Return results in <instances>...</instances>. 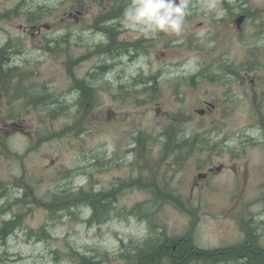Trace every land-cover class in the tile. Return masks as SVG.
Returning <instances> with one entry per match:
<instances>
[{
    "label": "rangeland",
    "instance_id": "374dc122",
    "mask_svg": "<svg viewBox=\"0 0 264 264\" xmlns=\"http://www.w3.org/2000/svg\"><path fill=\"white\" fill-rule=\"evenodd\" d=\"M132 3L0 0V228L17 222L0 264H134L148 240L168 246L154 264L264 250V0H189L181 31L155 35L128 27ZM220 164L236 174L197 178ZM234 175L241 214L227 211ZM187 240L201 253L180 260Z\"/></svg>",
    "mask_w": 264,
    "mask_h": 264
},
{
    "label": "clouds",
    "instance_id": "9594fccd",
    "mask_svg": "<svg viewBox=\"0 0 264 264\" xmlns=\"http://www.w3.org/2000/svg\"><path fill=\"white\" fill-rule=\"evenodd\" d=\"M189 0H133L125 9L128 27L145 35L179 33L188 11Z\"/></svg>",
    "mask_w": 264,
    "mask_h": 264
},
{
    "label": "trees",
    "instance_id": "16d2710c",
    "mask_svg": "<svg viewBox=\"0 0 264 264\" xmlns=\"http://www.w3.org/2000/svg\"><path fill=\"white\" fill-rule=\"evenodd\" d=\"M9 54L7 53V50L5 49H0V80H3L4 78L7 77V75L3 74V66L5 65V63L9 62ZM4 61V62H3ZM89 203L92 207V216L91 219H99V216L97 215V210H96V201L92 198H90ZM90 221V220H89ZM17 226V222L15 220H10V221H6L3 223V226L0 228V232L2 237L3 236H7L10 233L13 232V229ZM44 230H41V233L44 234ZM150 241V240H148ZM147 241V242H148ZM145 242V246L148 245V243ZM140 247L137 250V255L134 257V264H154L155 262H157V260H159L161 258V253L164 252L166 250V245H162V246H158L157 244L152 243V245L147 246V247ZM257 246L256 245H251L246 243L244 248H243V252L245 255H247L248 257H251L250 260H248L249 264H264V250L261 251V255H258V253H256V249ZM162 250V251H161ZM229 252H227L226 254H222L220 252H218V256L217 259H222V260H227L230 259L232 257H237L239 255H237L238 252H240V250L237 251H232L231 249H228ZM227 250V251H228ZM206 255H208V252L204 251ZM178 253L180 255V260L182 259H188L190 256H197L199 255L201 252L200 250H197V248L194 246V244L190 241L187 240L185 242L181 243V246L178 248ZM177 257H179L177 255ZM82 264H101L98 261H92L90 258L87 257H82ZM175 264H177L178 262L175 260Z\"/></svg>",
    "mask_w": 264,
    "mask_h": 264
},
{
    "label": "flooded vegetation",
    "instance_id": "af4514ba",
    "mask_svg": "<svg viewBox=\"0 0 264 264\" xmlns=\"http://www.w3.org/2000/svg\"><path fill=\"white\" fill-rule=\"evenodd\" d=\"M77 12H79V14H81L82 12L81 11H77ZM245 15V14H244ZM246 16V15H245ZM68 17H69V19L70 18H73L75 21H77L78 20V16H76V15H74V13L73 12H70L69 14H68ZM246 18V17H245ZM69 19H61L60 20V23H65V22H68V20ZM105 21V20H104ZM235 22V21H234ZM242 25V24H241ZM102 26H104V24L102 25ZM105 26H106V24H105ZM50 28L51 27V25H49V24H45V25H43V26H38L36 29H37V32L39 33V32H41V30H42V28ZM238 27V26H237ZM100 28H102V27H100ZM100 28H98V33H101V31L103 30H101ZM238 28H240V27H238ZM101 30V31H100ZM111 51H112V49H110ZM227 74H230V75H232L231 76V78H235V82L234 83H236V81H239L240 83H244V80H245V78H243V77H241V76H238V73L237 72H235V69H230V72H226ZM202 73H200V74H194V75H192V78L193 79H195L198 75H201ZM234 75H236V76H234ZM254 77L251 79V83H253L254 82ZM81 83H82V88H80L79 89V102L80 101H82V99L83 98H85V97H87L88 99L90 98V96H93V92L95 93V89L94 88H88V87H86V85L84 84V82H82L81 81ZM234 83L227 89L228 90V92L226 93L227 95H226V97H227V99L228 100H233L234 99V97L236 96V93H229L230 92V89H231V87H232V89L234 90V91H239L238 90V88H236V86H234ZM176 92V91H175ZM177 93V92H176ZM182 96V93H178V98L179 97H181ZM92 99V98H91ZM91 99H89V100H91ZM205 105H206V107H207V109H205V108H202V109H199L197 112H199V114L200 115H204V114H206V112H210L211 110H213L214 108H215V104L214 103H212V102H208V101H205ZM262 118V117H261ZM235 157H239L241 154L240 153H238V152H235V154H233ZM228 169V170H227ZM224 170H227V171H229L230 170V172L231 173H233V174H236V168L235 167H233V166H229V167H223V164H220L219 166L218 165H211V166H209L208 167V169H207V171L206 172H198V175H197V178L198 179H200V180H203V179H208L209 177H213V176H215L216 175V173H220V172H222V171H224ZM234 178L236 179L235 180V183H236V187H235V194L231 197V201L233 202L228 208H227V211H229V213H236V214H241V210H238L239 209V199H240V196H241V193H243V187L240 185V179H239V176L238 175H234ZM244 183H246L245 181H244ZM162 192H165V191H156V194L154 195V197H156V198H159V197H167V196H172V197H174L176 200H178L179 199V197L181 196V195H164V194H162ZM160 194V195H159ZM183 197V196H182ZM183 200H184V197H183ZM180 243V242H179ZM178 243V244H179ZM178 244H174L171 248H172V250H174L176 247H177V245ZM168 248V246L166 247V249ZM162 251V250H161ZM166 251V250H165ZM165 251L164 252H162L161 253V258H164L165 257V255L163 254V253H165ZM172 256V258H177V255L174 253V254H172L171 255Z\"/></svg>",
    "mask_w": 264,
    "mask_h": 264
},
{
    "label": "water",
    "instance_id": "95a60500",
    "mask_svg": "<svg viewBox=\"0 0 264 264\" xmlns=\"http://www.w3.org/2000/svg\"><path fill=\"white\" fill-rule=\"evenodd\" d=\"M245 15L241 14L235 19V24L239 27L245 19Z\"/></svg>",
    "mask_w": 264,
    "mask_h": 264
}]
</instances>
